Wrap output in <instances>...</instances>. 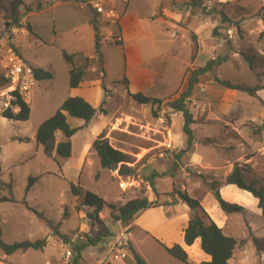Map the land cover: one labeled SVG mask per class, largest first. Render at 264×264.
Here are the masks:
<instances>
[{"label": "rangeland", "instance_id": "374dc122", "mask_svg": "<svg viewBox=\"0 0 264 264\" xmlns=\"http://www.w3.org/2000/svg\"><path fill=\"white\" fill-rule=\"evenodd\" d=\"M37 1L41 9L50 2L22 0L23 5L18 10L22 27L16 28L5 25L11 19L9 0H0V197L12 198L0 201V238L9 244L43 240L45 245L42 249L16 250L9 255L0 248V264H61V253L74 245L71 238L78 232L98 239L95 244L86 246L78 259L80 264L81 261L94 264L95 258L103 255L100 248L110 236L130 230L131 226L127 225L131 220L122 223L112 218V213L130 199L145 196L161 205L157 208L171 205L178 216L189 218V208L175 191L197 198L208 217L226 235L237 240L227 264H264V218L257 199L235 185L223 184L235 165L250 167L254 176L246 174L248 180L264 177V34L260 35L264 33V0H160V6L149 18L159 0H131L130 9L136 12L144 28L139 39L143 54L149 58L167 53L152 57L138 73L135 67L125 69L119 20L112 22L115 18L107 16H114L116 11L122 16L129 0H91L102 5L106 12L103 16L92 8L90 0H74L85 5L89 19L98 26L102 56V63L97 62L95 56L91 58L84 77L86 82L78 92L106 102L102 105L105 113L97 112L100 127L95 136L91 129L80 125V119L67 117L70 127L81 126L70 138L71 156L68 158L47 157L36 142L35 132L64 98L79 96L68 93L71 90L69 64L62 58V50L75 53L82 61L94 52V30L85 21L86 15L78 12L71 17L69 7L61 5L53 8L52 16L45 13L50 22L54 20L57 31L53 34L48 32L49 27H44L45 33L38 34L36 19L42 15L35 10ZM111 10L114 15L110 14ZM42 38L47 41H41ZM176 42L179 48L174 57L171 54L176 51ZM217 57L221 62L202 74L205 82H198L187 100L195 121L191 124L194 146L175 164L173 176L154 178V192L143 175L152 170H171L175 154L185 146L182 114L169 109L165 103L184 90L189 70ZM17 58L29 69L41 67L50 72L51 78L37 81L25 70L16 76L12 70ZM100 67L103 72L99 71ZM125 75L131 78L127 83ZM214 78L257 87L256 96L228 89ZM97 79L103 81L107 93L100 85L92 86ZM126 87L130 92L141 91L160 99L157 114H152L149 104L135 102ZM15 89L30 108L25 121L1 116ZM99 134L113 148L129 155L126 165L134 168L133 174L119 175V166L101 168L91 147L83 167H77L82 144L92 142ZM57 138L63 139L61 132L57 133ZM29 177L36 180L27 188ZM212 180L220 182L219 194L224 200L242 206L243 210L223 212L207 186ZM2 183H10V190ZM70 183L79 184L83 190L94 192L105 201L98 214L102 223H97L96 228L85 216L86 209L79 206L81 197L70 192ZM159 217L156 209H150L145 221L150 224ZM180 223L177 221L176 225L156 231L155 235L133 228L129 235L132 249L147 264H185L169 255L156 240L165 245L178 243L175 240H179ZM55 229L66 235V240L56 236ZM190 246L194 247L187 253L189 264L210 259L199 246ZM127 255L123 264H127ZM121 261L115 260V264Z\"/></svg>", "mask_w": 264, "mask_h": 264}, {"label": "trees", "instance_id": "16d2710c", "mask_svg": "<svg viewBox=\"0 0 264 264\" xmlns=\"http://www.w3.org/2000/svg\"><path fill=\"white\" fill-rule=\"evenodd\" d=\"M23 5L22 0H9V11H10V22H5V25H13L16 28L22 27L18 16L19 7ZM42 5L37 1L35 3V10H40ZM26 10L31 11V8ZM94 30V49L93 53L96 57V61L102 63V56L99 53L100 39L98 35V26L90 22ZM30 30L29 27H27ZM264 33L261 32L260 35ZM62 58L69 64L68 74V86L69 88H77L83 82L87 67L92 62V59L85 57L82 61L76 58L75 53L68 54L65 50H62ZM94 59V58H93ZM221 62L220 58H213L206 61L204 66L197 67L196 69L189 70L186 79V85L183 91H181L178 96L168 100L165 104L166 106L176 112L182 114V133L185 136V146L179 152L175 154V162L171 167V170L156 171L152 170L148 175H143V179L149 183L155 192L154 178L163 176H173V171L176 169L175 164H177L181 156L187 152H191L194 146V133L191 128V124L195 123L192 113L187 107V100L191 96L193 88L198 83V77L202 74L210 72L215 64ZM100 72H103V68H99ZM32 76L35 80H42L51 78V73L45 71L40 67H33L31 69ZM124 82L127 80L124 78ZM224 87L232 90H241L247 92L251 96H256L257 87H247L245 85H237L230 82H225L222 84ZM100 86L107 93V88L101 81ZM12 99L4 109L1 111V116L14 121H25L29 118L30 108L28 103L21 97L18 89L11 91ZM127 94L138 104L151 106L152 114L155 116L159 111L161 100L142 94L141 92L131 93L129 90ZM105 99H103L96 109L86 101L81 96H67L59 105L58 109L48 118L43 120L35 132L36 142L41 145L43 153L47 157H53L54 155L60 158H68L71 156V136L81 127L73 128L70 127L66 120V115L70 117L81 119L86 125L97 112L102 114L105 113L102 105L105 104ZM264 104V103H263ZM14 107H18L17 111H14ZM60 131L62 133L63 139L59 142L56 141L55 133ZM23 140V139H19ZM92 150L95 152L99 159L101 168H108L111 163L118 162V174L121 176H129L134 173V168L126 165L129 162L130 157L124 152L113 148L107 141L103 138L102 134H99L96 139L93 140L91 144ZM251 169L248 165H235L231 172L225 176L223 179L224 185H235L238 189L248 192L251 196L257 199V207L260 209L261 216L264 218V177L258 178L254 177L248 180L246 174L250 175ZM253 175V174H252ZM254 176V175H253ZM36 180L34 177L28 178L27 188H30L33 182ZM3 186L7 187L8 190L11 188V184L2 183ZM209 190L212 192L215 201L217 202L219 208L225 213L240 212L243 207L236 204L230 203L224 200L219 194L220 182L218 180H212L207 182ZM70 192L75 196L81 197V202L79 206L86 209L85 216L90 220L92 227L96 228L97 223H102L98 214L102 211L105 201L99 197L96 193L89 190H83L79 184L70 183ZM178 198L187 205L191 213L186 226L183 231V242L190 246L193 242L199 238L200 249L207 254L210 259L207 261H202L199 264H227L228 260L232 257L234 248L237 244V240L229 235H226L216 223L208 217V215L203 210L199 200L188 195L186 192L175 191ZM12 200L11 197H0V201ZM79 206L76 209L79 211ZM158 204L153 201H149L147 197H136L126 201L124 204L120 205L116 212L112 213V218L116 221L122 223H127L134 217L141 214L145 209L156 207ZM64 216L67 212L64 211ZM54 234L63 240H66V235L60 234L56 229ZM103 235H107L104 234ZM85 242L76 243L73 245V264H79L78 259L80 258L81 251L88 245L95 244L98 239H92L88 234L85 235ZM157 242H159L157 240ZM166 252L172 257L178 259L185 264L188 263L187 252L177 243L166 246L159 242ZM45 245L43 240L35 241H20L14 243H6L0 238V248L5 254H12L16 250L25 251L28 248L32 249H42ZM127 264H147L146 261L140 256L132 247L128 244L127 253Z\"/></svg>", "mask_w": 264, "mask_h": 264}, {"label": "crops", "instance_id": "0c3cea01", "mask_svg": "<svg viewBox=\"0 0 264 264\" xmlns=\"http://www.w3.org/2000/svg\"><path fill=\"white\" fill-rule=\"evenodd\" d=\"M90 3H91V0H90ZM171 3H173V2H171ZM130 4H131V0H129L128 5L126 6L125 10H123L124 13H123L122 16H121V14L117 13V11H116L114 16H110V15H107V16L115 18L114 20H111L112 22L113 21L115 22L116 20H119V29H120V32H121V34L123 36V44H122V46H123L124 54H125V57H126L125 69H129L131 67L132 68L135 67V69H137L136 73H138L142 69V67L144 65H146L149 60L152 59V57H156V56L167 54V53L155 54L153 56H150L149 58H147V56H145L143 54L139 39L144 34V28H143L142 24L140 23V21L137 19L136 12L133 11L132 9H130ZM160 4H161V1L159 0V3H157L155 9L152 12L149 13L147 18H149V16H151V15H153L155 13V11L160 6ZM61 5H65V6L69 7V10H71V17L73 16L74 13L77 14L78 12H79V14L86 15L84 17L85 21L87 22V24H89V26H92L91 23H90L92 20L89 19V15L87 13V10L85 9V5H83L81 3L77 4L74 0H50L48 5L43 7L38 12V13H40L42 15L41 18L36 19V31H37L38 34H44L45 33L43 31L44 29H42L44 27H49V28H47L48 32L53 33V34L55 33V31H57V30H55L54 20H52V22H50L49 19H48L49 16L45 15V13L49 12V15L52 16L53 13H54L53 8H55L57 6H61ZM103 14L104 13H98V15H101V16H103ZM31 15H32V13L30 14V16ZM42 17H43V19H42ZM45 18H47V19H45ZM152 21L154 23L158 24V27L161 29V27H160L161 25H159V23L156 20H152ZM43 22H45V23H43ZM60 22L65 23V20H60ZM74 24H71V26L75 27ZM37 26L39 28H41V29H39ZM162 31H164V30H162ZM164 32L167 33L166 31H164ZM91 34H93V33L91 32ZM93 36H94V34H93ZM42 39L43 40H41V41H47V40H44L45 38H42ZM172 40H174V39H172ZM174 41H172V42H174ZM166 42H168V41L166 40ZM178 48H179V44L177 43L176 51L172 52L171 55H173L174 57H177ZM88 57L89 58H93L94 57V53L88 54ZM124 78L126 80H128V79L131 80V78L127 77L126 75H125ZM214 80H215V78H214ZM203 81L205 82V79H204V77H202V75H200L198 77V82L202 83ZM223 81H224V83L226 82L225 80H223ZM85 82H86V79L83 80V82L79 85V87L70 88L71 90H69L68 93H69V95H79V96L83 97L86 101H88L90 104L93 105V107H95L97 109L98 108V104L101 102V100H97L98 98H96V99L95 98H90L91 95L89 96L88 94H85L84 92L83 93L78 92L79 90L82 89V84L85 83ZM100 83H101V80L97 79L92 86H98V85H100ZM127 91H128V88L126 87V92ZM137 92H141V91H137ZM131 93H135V92H131ZM141 93L144 94L143 92H141ZM144 95H146V94H144ZM17 110H18V108L14 109V111H17ZM68 116L69 115H66L67 123H68V119H67ZM99 120L100 119L97 117V113H96V115L85 125V127L87 129H91L93 131V136H95L98 133V131H99V127H100L99 126L100 125V121ZM79 121H80L79 122L80 125H84L83 124L84 123L83 120L80 119ZM58 132H60V131H56V133H55V137H56V141L57 142L62 140V139L59 140L57 138V133ZM92 142H93V140H92ZM92 142H84L82 144V147H81L80 152H79L78 157H77V167L78 168L83 167V165L85 164V158H86V155L88 154V151H89V148L91 147ZM99 166H100V164H99ZM159 206H161V205L145 209L141 214H139L138 216L134 217V219L131 220V222H129V224L127 226H131V228H130L129 231H126L127 235H126L125 238L127 240V243L131 246V244L129 242V235H130V231L133 228L141 229V231L146 233V234L155 235L156 231L162 230L163 228L168 227V226L170 227V226L176 225L175 223L177 221H180L181 223H180V228H179V233H178L179 240H175V241H178L177 244H179L188 253L189 248L190 247H194V246H187L183 242V231H184V228L186 226L188 218L187 217L178 216L177 215V210L172 209L171 205L162 206V207H160V209L157 208ZM150 209L151 210L156 209L159 212L160 217L156 218L155 220L154 219L151 220L150 224H147V222L145 221V216H146V214H149ZM180 209H183V208L180 207ZM177 218H179V219H177ZM216 225L218 227H220L217 223H216ZM158 238H159V236H158ZM160 239H162V238H160ZM156 240H158V239H156ZM158 241L161 242L160 240H158ZM173 244H175V243H173ZM173 244H169V245H166V246H171ZM194 244H195V246H197V247L199 246L198 248H200V240H199V238H197L193 242V244H191V245H194ZM100 249L103 252V247L102 246H101ZM100 257L101 256L96 257L95 261L98 258H100ZM123 263H124L123 260L121 261V263L119 262V264H123ZM81 264H91V263H88V262L82 263V261H81Z\"/></svg>", "mask_w": 264, "mask_h": 264}, {"label": "built area", "instance_id": "2783aa9c", "mask_svg": "<svg viewBox=\"0 0 264 264\" xmlns=\"http://www.w3.org/2000/svg\"><path fill=\"white\" fill-rule=\"evenodd\" d=\"M91 4L97 13H106L98 1H92ZM110 14L114 15L112 10L110 11ZM23 70L27 71L28 74L32 76L31 69L27 68L24 63L17 58V60L13 62L12 72H16V76H19L22 74ZM126 235L127 232L123 230L116 235L110 236V238L103 243V255L98 258L94 264H115V260H123L128 253V243L125 238ZM85 239L86 237L78 232L72 236L71 242H75L74 244H76L85 241ZM71 242H69V245ZM72 247H66L61 253V264H73L74 251Z\"/></svg>", "mask_w": 264, "mask_h": 264}, {"label": "water", "instance_id": "95a60500", "mask_svg": "<svg viewBox=\"0 0 264 264\" xmlns=\"http://www.w3.org/2000/svg\"><path fill=\"white\" fill-rule=\"evenodd\" d=\"M215 81H216V82H219L220 84L224 83L223 80H220V79H218V78H215ZM263 126H264V124H263ZM118 166H119V163H118V162H113V163L110 164L109 167H110L111 169H115V168L118 167ZM191 213L193 214V211H191Z\"/></svg>", "mask_w": 264, "mask_h": 264}]
</instances>
